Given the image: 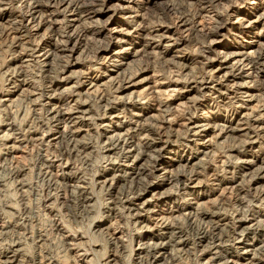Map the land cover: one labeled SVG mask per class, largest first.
Masks as SVG:
<instances>
[{"label":"rangeland","instance_id":"1","mask_svg":"<svg viewBox=\"0 0 264 264\" xmlns=\"http://www.w3.org/2000/svg\"><path fill=\"white\" fill-rule=\"evenodd\" d=\"M44 1L46 2L47 0ZM65 1V5L59 8V10H62L66 5L68 9L63 13L65 15H58L57 20L60 22L57 25L64 24L68 28L59 31L58 34L46 33L45 26H39L37 24L39 18L32 23L30 20L27 22L28 18L23 21V24H29L30 22V26L33 25L30 31L31 36L29 37V42L37 46V49H39L37 54L39 56L44 51L50 52L51 44L53 42L55 43L56 40H65L64 33L67 30H72L74 37L69 46L73 48V51L68 53L70 55L68 58L69 61H67V58H64L66 61L60 62L57 60V62H50L52 68L50 70V68H43L38 62L25 61L28 57L26 56L27 51L25 50V47L28 45L26 43L28 39H25L27 37L23 38L21 36L17 44L15 46L13 45V47L12 43L10 45L11 41L5 39V36L1 33L3 32L1 28L7 26V23L10 21H14L21 27L22 24L19 22V15L26 11V7L19 0H0V222L7 225L3 229L0 228L3 231L0 233V246L2 245L4 247L14 244L13 247L19 249L18 258L21 260L26 259L31 263L44 257L42 260L49 261L48 263L50 264H139L137 262L139 249L146 245L145 243L154 242V239L149 238L150 236L164 231L163 227L166 217L170 216V214L173 217L181 216L180 213L171 210L172 205H174L173 201L178 203L186 202V198L189 199L192 196L190 195V197L186 196L184 198L180 194L179 189L175 185H172L175 184L174 182L172 184L165 183L160 187L153 185L140 199L132 198L131 200L133 206L138 208L139 217L134 215L130 216L126 209L127 205L124 203L110 205L114 206L115 210L113 212L107 211L108 204L110 203L109 197H112L111 192L108 191L107 187H100L98 183L103 179L100 175H103L102 173L109 167L107 165L109 160L113 162L119 159L116 158L118 157L117 153H109L103 148L106 147L105 137L112 135L115 131H113V127H109L110 129L107 133L102 132V128L99 126L101 120L98 118L102 115L104 108L102 107V103L99 104V98L93 96L94 93L91 94L90 91L92 88L89 89L90 85L88 83L91 80H93L92 82L101 83L104 81L103 75H115V72H112L114 67L106 61L107 58H105L102 52H97L96 47L104 41H109L112 44H120L119 46L115 45V47H112L113 49L111 51L127 48L128 52L132 53V55L122 60L124 64L118 72L127 73L129 71L130 74V71L132 73V71L137 70L138 76L135 80L143 79V81L125 92L132 91V95L139 96L140 99L139 104L128 107L126 114L131 115V117L135 116V118L145 117L143 119L147 120L154 117L153 122H156L155 124L159 125L162 130L160 139L165 140V133L162 128L164 127L163 119L165 118L163 117L162 107L159 104L160 90L164 91L171 87L178 88L180 86L181 88L178 89L181 90L188 88L185 86L198 88V84L192 82L194 80L193 78L201 76L204 79L206 77L208 79L211 74L210 72L214 71L218 66V61L221 60L220 55L224 52L241 53L252 50L249 44L255 42L254 35L256 33L264 34V21L253 22L256 18V11L264 9V0L214 1L212 5L213 11L215 9V11L229 15L228 19H224L223 21L225 23V29L221 31L219 36L214 37L217 44L213 47L215 52H211L209 55L210 58L214 59L211 65L200 64V61L203 63L206 61L200 58V49L198 50L200 41L203 40L202 37L193 36L191 41L188 42L186 40L184 45H178L176 47L170 41H159V45H157L158 37L151 35L154 33L153 31L156 27L167 25L166 27L171 28L170 34L173 33V36L185 40L188 37L187 31L176 29L175 23L177 20H175V15L166 6L168 4V6L187 7L185 8L186 12H189L192 17L196 16L195 19H197L199 12L196 11L194 7L196 3L192 0H158L155 3H153L154 0H130L131 2H127L129 0ZM83 3L87 5L93 4V8L100 9L102 14H90L83 18L78 17V15H75L76 12L71 11L70 7ZM122 6H129V8L120 9ZM213 11L207 12L204 10L200 13L199 17H203L207 22L205 23L208 25L210 24L209 16L215 14ZM216 17L221 18V16ZM96 20H102L106 23L105 28H102L100 32L95 30L97 28ZM83 23L88 24L85 26L90 25L89 27L91 29L89 28L84 32L81 29ZM151 38L156 40V44L153 42L146 44V40H150ZM240 44L243 46L240 47ZM40 58L43 59V57ZM182 64H186L189 68L182 72L179 71V67ZM197 69L201 70L199 71ZM172 70H177V72H173L174 74L172 75ZM195 73H198V76ZM199 73L201 74L200 76ZM14 76L16 77L15 79ZM177 77L180 78L178 79ZM49 78L54 80L53 83L57 84L55 86L52 84L49 86L47 84L50 81ZM261 78L259 83L261 82L262 84L264 75ZM16 79L25 80L26 85L23 88L26 91L24 90L23 95L20 94L22 93L20 90L8 95V90L13 91L11 83ZM99 88L102 89L101 85ZM43 89H47L48 94L60 97L63 116L59 121L50 120L49 122L47 108L44 105L45 100L40 97V92ZM104 90L109 91V96L107 93L106 96L111 98L109 100H112V103L118 104V109L124 107L122 103L124 99H127V96L119 100L117 97L120 95L113 92V89L107 90L105 87ZM232 95L230 94V96ZM228 99L224 98V101L213 96L209 97V95L204 97L200 95L199 91L191 90L185 97H178L177 102L175 101V104H181L177 107L178 110L175 111V114L186 116L193 113L195 115L192 109H195L196 104H203L204 107H207L205 109L206 112H209L207 114L210 118L207 119L209 124L212 125L214 122L219 125L233 124L234 120L240 114L239 108H236L240 103L238 101L234 102V100L231 101L232 99L228 101ZM75 100H79L82 108H90L92 110L91 118L86 120L85 124H74L69 119L72 109L77 104ZM260 111L259 113L255 112L253 114L255 116L261 114L262 116L260 115L259 117L264 120V110ZM189 112L191 113L189 114ZM112 114L111 116L107 114L106 116L110 118L107 117L103 122L107 123L110 121V125L112 126L116 122L120 124L119 122L126 121L125 117L128 116H124L118 111L116 113L114 111ZM115 114H117V118H114ZM77 127L81 129L77 138L79 139V143L82 142V149H79V152L69 160L60 159L57 157L56 148L60 140L59 137ZM181 127L177 126L178 130H180L176 134L178 138L176 135L171 138V147H166L162 142H159L157 148H160L159 150L162 152L160 161L155 168L152 167L151 163L146 165L147 170L145 175H143L144 182L149 184L156 183L157 179L164 177L168 171L174 172L176 169L175 161L178 155L189 157L195 155L198 150H201L198 149L199 145L195 144L199 143V141L195 140V137L189 138L185 128L182 127V131L180 129ZM9 128L12 129L9 130ZM27 129H31V131L34 129L36 131L34 137L36 139L41 138V141H32L33 145L31 143H27V145H25L26 143L19 144V150L14 155L12 154L15 156L12 159L10 155H6L5 153L3 143L6 140H2L1 135L6 130L9 131L8 133H13L12 136H17V134ZM244 132H236L232 136L234 138L222 139L223 141L218 140L219 142H216L214 148L204 149L206 156L202 155L201 160L204 164L200 163L198 166L199 168L204 167L208 160L209 164L211 163L215 166V177L219 179V181L215 182L211 177H205L206 179H203V191L211 189L210 193L213 194L210 195L211 199H220V196L222 197L223 195L229 197V190L226 187L228 188L230 184H227L226 181L231 177L232 173L239 171L241 161H254V157L250 155L244 156L241 154L238 155L237 153L238 150L242 151L241 144L247 140V135ZM196 138L199 139L198 137ZM249 150L252 154L260 157L264 155V143L262 146L254 144ZM152 154L154 155L155 153ZM227 155H232V157ZM41 156L44 159L47 157L46 160L43 159V164L46 163L49 166L46 168V170L50 171V174L47 176L49 178L45 175L44 177L42 175L43 173L41 174L38 170L37 166H40L42 163ZM198 158H201V154L198 155ZM13 160H16L20 167L23 168V171L17 177L16 175L12 177L13 166L11 167L12 163L10 164V162ZM64 162H67V165ZM64 173L74 178L65 182L62 179ZM154 175H157V178ZM120 176H125L123 171L120 172ZM48 179L52 181L51 183L57 184L58 188L56 191L48 193V190H46ZM235 180L237 181L236 183H240L241 178L237 177ZM18 181L23 183L20 190V185L17 184ZM210 181L214 185L212 183L211 185ZM216 183H219V185H215ZM71 185L85 187L90 197V201L86 207L78 205L76 198H74L75 195L71 192ZM255 185L259 188H264V178L259 180ZM124 186H126V181L119 180L115 183V190L112 189V191H116L115 195H119L118 193L121 187ZM224 188L225 190H223ZM163 191L168 192L170 200L160 198V193ZM246 193L248 192L244 193V197L246 198L243 197L245 199H243V202H237V198H235L237 196H231L230 199L226 197L222 200V207L214 210L219 211V213L221 211L223 215H220L221 217L236 214L239 210H241L239 213L242 216L246 214L245 216L248 217H251L254 213L257 216L260 215L259 213L264 212V200L261 202V200L259 201L257 199L259 197L255 198L254 195L252 196L251 193H253V190H250L248 195ZM143 200L144 203L141 204ZM255 200L256 202H254ZM243 206L246 207L244 208ZM230 211H232L231 214H229ZM244 211H246L245 214ZM259 217L264 218L262 215ZM38 232L45 234L43 244L40 248L31 242V238ZM192 239V236L188 237V243L184 248H189L188 250L190 251L191 249V251L184 255H177L176 262L178 261V264H206L204 262L209 255H203L199 251H196L195 246L198 249L200 244L196 245V242H194V239L192 241ZM248 241L256 242L258 246L261 243L264 245V232H258L256 235L249 234ZM167 250L169 252L171 249L168 248ZM222 252L226 254L227 252L230 253V250ZM229 258L227 256V259ZM260 258L263 260L261 264H264V255L260 256Z\"/></svg>","mask_w":264,"mask_h":264},{"label":"bare ground","instance_id":"2","mask_svg":"<svg viewBox=\"0 0 264 264\" xmlns=\"http://www.w3.org/2000/svg\"><path fill=\"white\" fill-rule=\"evenodd\" d=\"M19 1H21L22 4L26 7L25 8L26 11H24L22 14L19 15L20 16L19 22H21L22 26L20 27L14 21L8 22L7 26L1 28V30H3V32L1 33L5 36V39L10 40L11 41L10 45L12 43V47H13V45L15 46V44H17L21 36H23V38L27 37L25 39L28 40L27 41L24 40L28 44L25 47V50L27 51L26 56H28L27 59H25V61L26 62L33 61V63L38 62L40 63L39 65H41L43 68H47V69L50 68V70H52L50 62L53 61L57 62V60L60 62L66 61L64 60V58H67V61H69L68 58L70 55L68 53L73 51V48L69 46V44H71L74 37L72 30H67L66 33H64L66 37L65 40L64 39L62 41L56 40L55 43L54 42L52 44L50 43L51 44V47L49 49L51 50L50 52L44 51L42 55L39 56V54H37L38 53L37 51L39 50L37 49V46L32 44V42H29L30 39L29 37L31 36L30 31L33 28L32 27L33 25L30 26V22L29 24H23V21L26 20L27 18H28L27 22L30 20L31 23L35 22L34 20H37L39 18L37 24L39 26H45L46 33L58 34L59 31L66 30V28L68 27H66L64 24L57 25L60 22L59 20H57L58 15L61 14L65 15L63 13H65L66 9H68V6L66 5L62 10L61 9L59 10V8L65 5L66 1L65 0H47L46 2L44 0H19ZM156 1L158 0H154L153 3H155ZM192 1L196 3L194 7L196 11L199 12L198 13L199 15L204 10H206L207 12L213 11L212 5L215 0H192ZM127 2H131V1L129 0ZM79 4L75 6L72 5L70 7L71 11L76 12L75 15H78V17L80 16L83 18L84 16H88L90 14H95V15L102 14V11H100V9L98 10L93 8L94 6L93 4L91 5H87L84 3L81 5ZM166 7L169 8V11L173 12V14L175 15L174 16L175 20H177L175 23L176 29H180L181 31H187L188 37L185 38L184 40L180 37L173 36V33L170 34L171 28L169 29V27H166L167 25L158 26L154 29L153 31L154 33L151 34L154 35L155 37H158L157 45H159V41H170L173 46L177 47L178 45H184V42L186 40L188 42L191 41L193 36H200L202 37L203 40H201L202 42L200 41L198 50L200 49L199 50L200 58L202 60H206L204 61L205 63L200 61V64L211 65V63L214 62V59L210 58L209 55L211 52H215L213 50L214 49L213 47L215 44H217L214 37L219 36L221 31L225 29V25H224L225 23L223 21L224 19L226 20L228 19L229 14L215 11L214 9L213 12L215 14L209 16L210 22L209 21L208 22L210 24L207 25L206 24L207 22L203 19V17L201 18L198 15L197 19L199 20H197L195 19L196 16L195 17L190 16L191 14H189V12L188 13L186 12L185 8L187 7L175 6V5L168 6V4ZM125 8H129V6L120 7V9H125ZM256 13H257L255 15L256 18L253 22L264 21V9H261L260 11H256ZM216 16H221V18H217ZM84 23L83 25H81V29L84 32L89 28L91 29V27H89L90 25L85 26L88 24H84ZM96 25L95 26L98 29L95 28V30H97V32H100L102 28H105L106 23L102 20H96ZM254 38H255V42L253 44L252 43L249 44L252 50H249L248 52L244 51L241 53L224 52L222 55H220L221 60L218 61L217 64L218 66L214 71L210 72L211 74L208 77V79H206L207 78L206 77L205 80L203 77L200 76L201 75L200 73H199L200 77L193 76L195 78H193L194 80L192 82L198 84L199 86L198 88L197 87L192 88L191 86L184 85L185 87H188L185 88V90L178 89L181 88V86L178 88L170 86L171 88L167 87L168 88L167 90L164 91L160 90L159 104L161 105L162 112L164 113V116L163 115L162 116L165 118L163 119L164 127H162L164 129L163 132L165 133V140L160 139L162 135V130L159 125L155 124L156 122H153V120L155 119L154 117H151L152 119L149 118L147 120V119H143L145 117L135 118V116L131 117V115L126 114V110L128 109V107L136 106L137 104H139L140 99L139 96H133L132 91L128 93L125 92L130 88H132L133 86H136V84H139L140 82L143 81V79L135 80V78L138 76L137 70L134 72L132 71V73L130 71V74L129 71L127 73L118 72V70L124 64L122 63V60L125 57H129L130 55H132V53L128 52L127 48H121L120 50L111 51L113 49L112 47H115V45L119 46L120 44L119 45H117V43L112 44L109 41L106 42L104 41L102 42L103 44L101 43L96 47L97 52H102L105 55V58H107L106 61L109 64H111V66L114 67L112 72L113 73L115 72L114 73L115 75L112 74L103 75L104 78L103 77L102 78L104 79V81H102L101 83L92 82L93 80L89 81L88 83L90 85L89 89L92 88V90L90 91L91 94L94 93L93 96L99 98L100 101L99 104L102 103V107L104 108L102 115L98 118L99 120H101L99 126L102 128V132L104 131V133H107L108 130L110 129L109 127H113V131H115V133H113L112 135H108V136L104 135L106 136L105 137L106 147L103 148H105V150L108 151L109 153H114V154L117 153L118 157L116 158L119 159L113 162H110L109 160V162L107 163L109 167L106 168V170L104 171L105 173L104 172L102 173L103 175H100V177H103V179H101V181L98 183L100 184V187L102 188L107 187L108 191L111 192L110 194L112 197H109L110 203L108 204L107 211L113 212L115 210V207L110 205L124 203L127 205L126 209L130 216L134 215L139 217L140 214L139 211L137 210L138 208L133 206L131 200L132 198L140 199L145 193L148 192V190L153 185L160 187L165 183L172 184V182H174L175 184L172 185H175L177 189H179L180 194H182L184 198L186 196L189 197L190 195L192 196L189 199L186 198V202L178 203L176 201H173L174 205H172L171 210L173 212L180 213L181 216L173 217L170 214V216L166 217L165 219L166 221L164 222L165 225L163 227L164 231L162 233H156L150 236L149 238L154 239V242L145 243L146 245L142 246L139 249L137 253V262L139 264H178V261L176 262L177 255H184L185 253L187 254L191 251V249L190 251L188 250L189 248L184 249L188 243V237L190 236L193 237L194 242H196L195 243L196 245L200 244V247H198V249L195 246L196 251H199L200 254L203 255H209V257L204 262L206 264H224V263L225 264H261L263 262L260 256L264 255V245L261 243L260 246H258L256 242H249L248 239H249V234L256 235L258 232L261 231L264 232V218L259 217L261 215L264 216V212L259 213L260 215L257 216L254 215L255 213L254 214L252 213L253 215L251 217L245 216L246 211H244L245 215L242 216V214L239 213V211L241 210H239L236 214H232L228 217L226 215H224L226 217H221L223 216L221 214V211L220 213L219 211L217 212L219 207H222L221 206L223 204L222 200H224L226 197L230 199L231 196H237L235 197L237 198L236 201L241 203L243 202V199L246 198L244 197L245 196L244 193L248 192L246 193L248 195L250 190H253V193H251L252 196L254 195L255 198L259 197L257 198L259 199V201L261 200L262 202L264 200V196H263L264 188H259L255 185L259 182V180L264 178V155L258 157V155L252 154L251 151L249 150V148L254 144H259L262 146V144L264 143V120L261 119V117H259L261 114L260 115L258 114L256 116L255 114H253L255 112L258 113L261 112L260 110H264V81L262 84L261 82L259 83L260 78L264 75V34L256 33L254 35ZM155 41L156 40L151 38L150 40H146V44H150V42L156 44ZM242 46L243 45L240 44V47ZM120 56L122 57L120 58V60H118ZM40 57H43V59ZM188 68L189 66L187 67L186 64L185 65L182 64L179 67L180 69L179 71L182 72L183 70H186ZM176 69L178 70V68ZM177 70L175 71L177 72ZM175 71L174 70L171 71L172 75L174 74L173 72ZM196 75L198 76V73ZM190 77H192V75H190ZM15 78L16 77L14 76V79ZM49 80L50 81L47 82L49 86L51 84L54 86L55 84H57V83H53L54 80H51L50 78ZM182 80L184 79L182 78ZM15 81L11 83L12 84L11 87L13 88V91L8 90L7 94L11 95L16 91L20 90L22 92L20 94L23 95L24 90L26 91V89L23 88V86L26 85L25 80L16 79ZM100 85L102 89L99 88ZM105 87L107 90L113 89L114 90L113 92L118 93V95H120L117 97L119 100L127 96V99H124V102L122 103L124 105L123 108L118 109L119 107L117 106L118 104L112 103L111 102L112 100L111 101L109 100L111 99L108 98L109 91L104 90ZM191 90L199 91L200 95H203L204 97L209 95V97L213 96L214 98L217 99L224 100V98H229L228 101L231 99H232L231 101L234 100V102L238 101L240 104H238L236 108H239L240 114L237 116L236 120H234L233 124H227V125H219V124H215V122L212 125L209 124L207 122V119H210L207 115L209 112L208 113L206 112L205 109H207V107H204L203 104H196L195 109H192L194 111L190 110L194 112L195 115H193V113L191 115H186V116L184 115L185 113L183 114L184 116L182 115L179 116L175 114V111L178 110L177 107L181 105L180 103L175 104L177 102L176 100H178V97L179 98L185 97ZM106 93L108 96H106ZM230 94L233 95L230 96ZM40 97H42L43 100H45L44 105L47 108L46 110L48 112L49 122L50 120L59 121V119H61V117L63 116L60 97H58L57 95L48 94L47 89L45 90L43 89L40 92ZM235 110L237 111V109ZM91 111L92 110L90 108L88 109L82 108L78 100L76 106L72 109L69 115V119H71V121L74 124H79V123L85 124L86 120L91 118ZM114 111L115 113L118 111L119 113H122L124 116L128 115L127 116L128 118L125 117L126 121L124 120L122 123L119 122L120 124L116 122V124L112 126L110 125V121L104 123L103 121H105V119H107L108 117L106 115L108 114L109 116H111L113 115L112 113H114ZM190 113L191 112H189V114ZM116 116L117 114L114 115V118H117ZM177 126L184 127L185 131L189 135V138L195 137L194 139L199 141V143H195V144L199 145L198 149L201 150H198L195 155H191L189 157H185L184 155H182L184 156L182 157L178 155L175 161L176 169L174 170V172L168 171V173L165 174L164 177L157 179L156 183L149 184L147 182H144L143 175H145V172L147 170L146 165L148 163H151L152 167L155 168L157 163L160 161L162 152H160L159 150L160 148L159 149L157 148L159 142H162L164 145H166V147H171L170 145L171 138L175 136L177 132L180 131L178 130ZM182 127L180 129H182ZM79 128L80 127H77L76 129H73L68 133L63 134L59 137L60 140L58 141V145L56 146L57 157L63 160H69L71 157H73L74 155H76V153L79 152V149H82L83 147L81 145L82 142L79 143V139L77 138L81 130ZM11 129L12 128H9V130ZM4 131L5 132L1 135L2 136L1 138L2 140H6L3 143L5 153L6 155H10L12 159L15 158V156L13 155L17 152V150H19L18 147L19 144L26 143L25 145H27V143L32 144L33 143L32 141H38V142L41 141V138L36 139L34 137L36 135L35 133L36 131H34V129L32 131L31 129H27L25 131L23 130V132L17 134V136L16 135L12 136L13 133H8L9 131L6 130ZM242 131L243 132L245 131L244 134L247 135V140L244 141L243 144H241L243 148L242 151L238 150L237 153L238 155L241 154L244 156L250 155L254 157V161H250V160L241 161L239 164V171L236 172L238 174L232 173L231 177L226 181L227 184H230L228 188L226 187V189L229 190V193L227 192L229 194V197L227 195L226 196L223 195L222 196L223 198L220 196V199H211L210 195H213L210 193L211 189L208 191H203V183H202L204 181L203 179H206L205 177H211L213 178L214 182L219 181V179L215 177L216 175L214 169L215 166H213L211 163L209 164L208 160L206 161V165L204 167L199 168L198 164L203 163V161L201 162L203 157L202 155L206 154L204 153V149H209V148L211 149V147L214 148V145L218 140L227 139V138L232 139L234 138L232 137L234 133L242 132ZM196 137H198L199 139H197ZM205 152H207V150H205ZM152 153L155 154L153 155ZM199 154H201V158H198ZM227 156L232 157V155H227ZM43 159L44 158H42L41 156L42 163L40 164V166L37 167L39 172L41 174L43 173L42 175L43 176L45 175L47 177L50 174V171L46 170V168L49 166H47L46 163L43 164L44 163ZM212 163L214 162L212 161ZM10 164L11 167L13 166L12 167L13 173L11 172L13 175L12 177H14V175H16L17 177V175L23 171L22 170L23 168L20 167V165L16 160L11 161ZM64 164L67 165V162H64ZM66 165H64V167H66ZM107 171H109V173H107ZM122 171L124 172L125 176H120V172ZM231 171L233 170L231 169ZM241 172L242 174H240ZM154 176L156 177L157 175ZM237 177L241 178L240 183H236L237 181L235 180V178L237 179ZM73 178H74L73 176L71 175L67 176L65 175V173L62 176V179L65 182L70 181ZM119 180H122L124 182L126 181V186L121 187L120 192L118 193L119 195H115L116 191L114 192L112 191V189L115 190V183ZM14 181L16 182V179ZM51 182L52 181L48 179V182L46 184V190H48V193H50L51 191H56V189L58 188L57 184H53ZM211 183L213 184L212 181H210V184ZM17 184L20 185L19 187L20 190L21 187L23 186V183L21 181H18ZM215 185H219V183L218 184L216 183ZM71 186H72L71 192L73 195H75L74 198H76L78 205L81 207H86L90 201V197L88 196V192L85 189V187L78 185H71ZM223 190H225V188ZM223 190L222 192L224 193ZM160 196H161L160 198L163 200H168V199L170 200V196L166 191L161 192ZM254 202H256V200ZM143 203L144 200L141 202V204ZM231 212L232 211L228 213L231 214ZM181 223L185 225H182ZM4 227H7V225L0 222V228L3 229ZM2 232L3 231L0 230V233ZM44 238H45V234L38 232L35 236H33V238H31V242H33L34 245L40 248L43 244ZM17 244L19 243L17 242ZM13 246L14 244L4 247H2V245L0 246V264H30L31 262H29L28 260L26 259L21 260L20 258H18L19 249L14 248ZM168 248L171 249L169 250V252L167 250ZM226 250H230V253L227 252L225 254L224 252H222ZM227 256H229L230 258L227 259ZM42 258L44 257H41L40 260H38L39 259L38 258L37 259L38 261L35 260V262H32L31 264H50L48 263L49 261L46 262L45 260H42Z\"/></svg>","mask_w":264,"mask_h":264}]
</instances>
